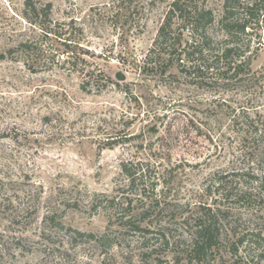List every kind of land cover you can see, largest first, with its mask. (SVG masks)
Masks as SVG:
<instances>
[{"label":"rangeland","instance_id":"obj_1","mask_svg":"<svg viewBox=\"0 0 264 264\" xmlns=\"http://www.w3.org/2000/svg\"><path fill=\"white\" fill-rule=\"evenodd\" d=\"M36 1L51 4L54 21L82 28L85 63L76 69L97 67L112 84L99 91L71 64L31 74L0 62V264H264L263 242L239 246L237 256L222 239L200 261L190 253L195 218L223 207L216 187L206 188L243 151L220 105L238 98L194 86L175 63L166 75L143 68L169 0ZM222 4L205 7L218 19ZM22 10L23 0H0V28ZM208 32L221 38L217 20ZM248 33L242 49L249 40L251 70L264 75L263 31ZM6 47L0 38V53ZM256 108L252 115L264 113L263 99ZM121 164L154 180L157 205L144 231L108 208L129 193ZM260 205L232 206L240 232L264 237Z\"/></svg>","mask_w":264,"mask_h":264},{"label":"trees","instance_id":"obj_2","mask_svg":"<svg viewBox=\"0 0 264 264\" xmlns=\"http://www.w3.org/2000/svg\"><path fill=\"white\" fill-rule=\"evenodd\" d=\"M119 2L130 5L135 0ZM205 2L169 0L143 62V68L158 71L159 75H166L175 63L194 86L238 98L234 106L231 105L233 100L221 98L220 105L230 116L243 153L239 151L230 172L215 175L218 179L205 190L210 193L209 190L216 187L218 204L223 207L207 208L194 220L190 253L198 261L221 239L231 242L234 256H237L239 246L247 242L264 243L260 233L240 232L238 220L230 218L232 206L248 209L264 203V113L252 115L249 111L257 109L256 105L264 100V75L259 76L251 70L249 40L245 49L241 46L243 38L249 35L248 30L261 28L264 34V0H223L218 19L205 7ZM51 12L50 3L23 0L22 12H13L14 22L8 28L1 25L0 38L6 40L8 47L0 53V62L21 64L31 74L52 68L65 69L66 64H71L69 72L80 74L83 83L95 84L99 91L112 84L111 78L97 67L76 69L77 65L85 63L82 57L86 51L76 42L83 30L76 27L73 20L67 25L54 21ZM216 20L221 30L220 39L213 38L208 32ZM248 149H253L254 153L246 152ZM257 153L259 157L254 160ZM249 160L253 164H249ZM120 169L128 182L129 193L117 201L109 200L108 208L119 214L130 229L144 231V225L151 224L150 211L157 205L153 199L154 180L152 182L139 165L121 164ZM136 184L137 190H130ZM133 201L136 202L135 212L128 211ZM183 222L188 220L183 219ZM88 237L94 238L93 235ZM260 257L264 258V254Z\"/></svg>","mask_w":264,"mask_h":264}]
</instances>
